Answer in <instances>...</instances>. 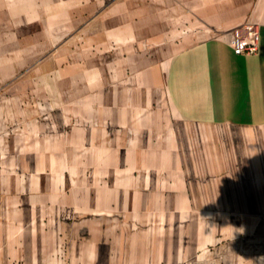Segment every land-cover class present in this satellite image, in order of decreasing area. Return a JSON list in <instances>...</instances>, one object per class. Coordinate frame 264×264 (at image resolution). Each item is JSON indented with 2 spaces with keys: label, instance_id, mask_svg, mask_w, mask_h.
I'll return each mask as SVG.
<instances>
[{
  "label": "crops",
  "instance_id": "crops-1",
  "mask_svg": "<svg viewBox=\"0 0 264 264\" xmlns=\"http://www.w3.org/2000/svg\"><path fill=\"white\" fill-rule=\"evenodd\" d=\"M208 164L264 218V0H0V264H158Z\"/></svg>",
  "mask_w": 264,
  "mask_h": 264
},
{
  "label": "rangeland",
  "instance_id": "rangeland-1",
  "mask_svg": "<svg viewBox=\"0 0 264 264\" xmlns=\"http://www.w3.org/2000/svg\"><path fill=\"white\" fill-rule=\"evenodd\" d=\"M224 131L232 130L225 128ZM31 157L35 163L45 157L48 167L52 162L60 164L61 175L67 178L72 177L66 166L73 165L75 173L77 163L82 175L86 173L87 157L93 159V163L98 162L96 155ZM212 166L207 165L206 180L202 179L206 186L202 180L194 178L198 171L191 172L193 178L189 183L197 184L191 187L194 192L191 202L168 204V209L159 212L167 216L153 220L159 227L158 264H264V218L249 216L246 196L241 194L243 188L233 186L237 180L230 177V171L221 173ZM31 173L36 174L34 170Z\"/></svg>",
  "mask_w": 264,
  "mask_h": 264
},
{
  "label": "built area",
  "instance_id": "built-area-1",
  "mask_svg": "<svg viewBox=\"0 0 264 264\" xmlns=\"http://www.w3.org/2000/svg\"><path fill=\"white\" fill-rule=\"evenodd\" d=\"M260 28L255 22H246L235 27L232 31V46L244 54H253L260 47Z\"/></svg>",
  "mask_w": 264,
  "mask_h": 264
}]
</instances>
